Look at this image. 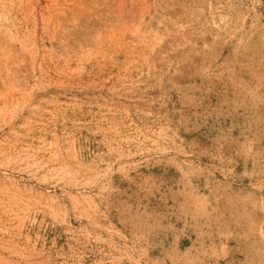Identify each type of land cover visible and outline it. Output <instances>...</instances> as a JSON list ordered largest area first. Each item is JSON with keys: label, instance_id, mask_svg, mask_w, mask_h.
<instances>
[{"label": "rangeland", "instance_id": "1", "mask_svg": "<svg viewBox=\"0 0 264 264\" xmlns=\"http://www.w3.org/2000/svg\"><path fill=\"white\" fill-rule=\"evenodd\" d=\"M0 264H264V0H0Z\"/></svg>", "mask_w": 264, "mask_h": 264}]
</instances>
